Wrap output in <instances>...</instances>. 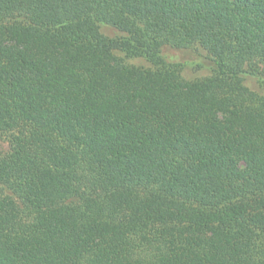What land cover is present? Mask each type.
I'll return each instance as SVG.
<instances>
[{
	"label": "trees",
	"instance_id": "16d2710c",
	"mask_svg": "<svg viewBox=\"0 0 264 264\" xmlns=\"http://www.w3.org/2000/svg\"><path fill=\"white\" fill-rule=\"evenodd\" d=\"M195 46L212 74L188 80L165 49ZM246 74L264 0H0V264H264Z\"/></svg>",
	"mask_w": 264,
	"mask_h": 264
},
{
	"label": "rangeland",
	"instance_id": "374dc122",
	"mask_svg": "<svg viewBox=\"0 0 264 264\" xmlns=\"http://www.w3.org/2000/svg\"><path fill=\"white\" fill-rule=\"evenodd\" d=\"M101 31L106 36L112 39H119L126 36L125 33L120 30L107 25L101 24ZM119 57L126 60L127 63L151 67V63L143 57H127L124 52L117 50L115 52ZM166 57L181 66V74L188 80H195L203 78L212 74L211 65L209 61V55L206 50L200 46H195L189 49H165ZM260 79H264V76H253L246 74L244 76V82L251 89L263 92L264 83ZM10 149L9 136L6 133H0V153H5Z\"/></svg>",
	"mask_w": 264,
	"mask_h": 264
}]
</instances>
